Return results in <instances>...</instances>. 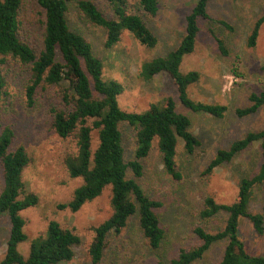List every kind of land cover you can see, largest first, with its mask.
<instances>
[{
    "label": "rangeland",
    "instance_id": "1",
    "mask_svg": "<svg viewBox=\"0 0 264 264\" xmlns=\"http://www.w3.org/2000/svg\"><path fill=\"white\" fill-rule=\"evenodd\" d=\"M93 2L105 17L112 14L106 0ZM196 0H157L158 11L152 18L142 17L158 40L153 49L142 46L127 31L112 48L104 47L106 31L91 25L69 4L66 19L71 31L80 34L91 45L92 53L103 64L104 80H115L123 90L117 98L121 110L128 113H143L151 105L161 106L167 98L176 103L177 112L186 115L191 122L190 131L200 145L192 154L177 145L176 165L180 180L168 176L154 140L149 155L142 161L143 174L137 182L151 199L161 202L158 211L160 224L164 229V240L158 250H150L139 230L136 216L129 219L127 226L118 235H109L102 260L98 264H169L182 249L199 246L194 234L196 227L209 233L223 229L227 214L221 212L203 220L199 212L204 199L211 197L217 204H232L238 193L242 178L257 173L263 159L258 143L250 145L230 163L214 169L210 174L205 170L218 150L241 139L249 132L264 129V106L255 114L244 118L235 115L236 109L249 106L248 97L264 91V23L259 30L254 48L246 45L248 35L255 22L264 15V0H209L207 11L212 21L198 22L200 32L192 54L183 58L180 72L199 73V80L188 88L189 97L195 102L219 104L227 108L223 118L205 114H194L183 108L177 98L172 80L160 73L149 81L140 76L141 65L157 57H164L174 50L184 35L185 17L191 12ZM20 37L32 48L39 51L42 45V15L35 0H22L19 14ZM225 21L231 30L218 22ZM213 32V36L209 33ZM215 39L223 41L227 56L219 51ZM6 80L5 93L0 103V130L12 131L10 149L24 147L30 162L22 172L25 191L37 196L36 206L20 213L25 222L24 233L27 241L19 244L18 251L25 258L32 240L42 237L50 221L78 235L81 244L74 248V257L65 264H92L87 256L89 245L94 238V229L111 214L109 206L110 189L106 188L95 200L85 203L77 212L58 209L69 202L73 192L82 181L71 178L65 166L68 155L77 151L73 137H58L51 126L50 110L61 108L57 89L44 87L36 91L33 105H29L26 88L30 84V72L26 65L6 58L1 64ZM122 145L125 161L134 158L135 131L128 125H121ZM97 145V134H92V149ZM130 175V174H129ZM130 177V176H129ZM0 169V191L2 190ZM251 213H263L262 187L255 186L249 205ZM9 220L0 215V261L6 251L9 237ZM238 237L248 254L264 257V234L257 235L246 219L239 220ZM225 241L214 243L203 257L193 264H215L222 256Z\"/></svg>",
    "mask_w": 264,
    "mask_h": 264
},
{
    "label": "trees",
    "instance_id": "2",
    "mask_svg": "<svg viewBox=\"0 0 264 264\" xmlns=\"http://www.w3.org/2000/svg\"><path fill=\"white\" fill-rule=\"evenodd\" d=\"M35 2L41 12L43 26L39 51L20 37L19 14L22 0H0V103L6 86L1 64L8 57L29 68L30 84L26 88L29 105H33L38 89H57L61 108L50 110L51 126L58 137L74 138L77 151L75 155L66 157L65 166L71 178L82 181L74 190L71 200L59 205L58 209L77 212L85 203L98 198L104 189H110L111 214L94 229V238L87 251L92 264H98L102 260L108 236L118 235L133 216L137 217L139 230L148 248L158 250L165 234L158 215L162 205L160 201L151 199L137 182L143 174L142 161L149 155L153 141L156 140L166 174L180 180L181 174L175 162L178 143H182L185 153L192 154L200 142L190 131V119L177 112L172 98H167L161 106L151 105L143 113L121 110L117 103L123 90L121 84L115 80L103 79L102 62L93 55L89 42L70 30L66 19L69 4L74 3L78 12L91 25L106 31L105 48L110 49L116 45L122 32L127 31L140 45L153 49L158 40L142 17L152 18L156 15L157 0H106L112 14L111 19L105 17L89 0ZM208 2L209 0H196L191 12L185 17L184 35L177 47L164 57L144 62L139 76L149 81L160 73L166 74L176 87L177 98L183 108L194 114L221 119L227 111L225 106L195 102L188 95V88L198 82L199 73L180 72L183 58L194 51L200 32L198 22L212 21L207 11ZM218 23L231 30L225 21L220 20ZM263 23L264 15L255 22L248 35V48L255 47ZM209 33L213 36L211 30ZM215 41L221 54L227 56L223 41ZM248 101L249 106L235 110L238 118L255 114L264 106V91L252 92ZM123 124L135 131L134 158L128 162L124 158L120 131ZM94 132L97 134V145L93 150ZM12 135L8 128L0 130V169L3 183L0 191V215L6 214L10 225L6 251L0 264H65L73 259L74 248L81 244V239L73 231L62 228L54 221L48 223L42 237L31 241L26 258L18 251L19 244L27 241L23 230L25 222L20 213L36 206L38 198L25 191L22 172L30 158L22 146L9 150ZM254 143L260 146L263 162L256 174L240 180L235 201L230 205H222L207 197L199 212L203 220L225 212L227 219L223 229L209 233L196 227L193 232L201 244L180 250L169 264H193L218 241H225V247L215 264H264V257L248 254L238 237L240 219L248 220L257 235L264 234L263 213L254 214L249 211L253 190L257 185L262 187L264 211V129L249 132L232 142L227 149L218 150L205 173L210 174L214 169L230 163ZM156 264L164 263L157 261Z\"/></svg>",
    "mask_w": 264,
    "mask_h": 264
}]
</instances>
